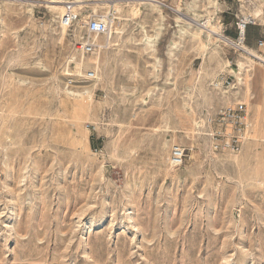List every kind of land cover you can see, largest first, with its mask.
I'll return each instance as SVG.
<instances>
[{
  "label": "rangeland",
  "instance_id": "1",
  "mask_svg": "<svg viewBox=\"0 0 264 264\" xmlns=\"http://www.w3.org/2000/svg\"><path fill=\"white\" fill-rule=\"evenodd\" d=\"M111 1L82 3L60 40L42 0H0V264H264V66L239 47L264 58V0ZM101 15L104 47L83 54ZM207 20L234 44L201 48L206 29L191 32ZM86 90L74 121L70 93ZM236 102L248 138L215 152L211 121ZM174 146L185 157L170 169Z\"/></svg>",
  "mask_w": 264,
  "mask_h": 264
},
{
  "label": "built area",
  "instance_id": "2",
  "mask_svg": "<svg viewBox=\"0 0 264 264\" xmlns=\"http://www.w3.org/2000/svg\"><path fill=\"white\" fill-rule=\"evenodd\" d=\"M73 0H65V12L62 16L63 24L70 27L78 19V14L72 11ZM111 19L105 17L104 20L97 17H90L84 23L83 29L85 38L79 43L78 49L83 54H91L95 51L96 45L91 41L94 34L104 33L111 25ZM250 21L239 19L236 23L237 40L244 42L245 31ZM258 46H264L263 40H258ZM83 77L92 80L96 78L95 72L87 69ZM248 108L244 102H236L232 106L225 108L216 114L211 121V129L208 132L210 147L218 153H236L239 152L249 135L250 122L248 117ZM185 157V149L174 146L170 153V161L174 166L180 165Z\"/></svg>",
  "mask_w": 264,
  "mask_h": 264
},
{
  "label": "bare ground",
  "instance_id": "3",
  "mask_svg": "<svg viewBox=\"0 0 264 264\" xmlns=\"http://www.w3.org/2000/svg\"><path fill=\"white\" fill-rule=\"evenodd\" d=\"M23 1H26V0H23ZM43 2H45V6L47 8H49L51 11H55L58 13V17L60 18L59 20V23H60V36L58 37L60 40H62L66 34V31H67V28L68 26L63 24L62 22V16L65 12V0H42ZM110 1V0H108ZM113 1V0H112ZM111 3H103L101 4V6H107V7H112L114 12H118L120 11V8H121V3L116 1V2H112ZM153 1H156V0H150V1H147V0H141V1H136V3H139V4H151ZM86 2V0H73V3L71 5V8H72V11L76 14H80V11L83 7H85L86 5H83L82 3ZM180 4V3H179ZM97 7H100L99 4H93L92 5V8L94 11H96V8ZM168 7V6H167ZM207 7V6H206ZM178 8V7H177ZM180 8V7H179ZM108 11V10H107ZM139 9H136L134 8L132 10V14L133 15H137L139 14ZM177 11V10H176ZM183 13V12H182ZM262 13L261 9H256L253 13H252V16L253 17H250L251 20H254L255 18L259 17L260 14ZM97 19H100V20H104L105 19V16L101 15L99 17H97ZM189 20V19H187ZM245 20L248 21V17H245ZM259 20V19H258ZM195 22V19L191 17V22ZM183 22L180 18L177 19V26L181 27L179 23ZM187 22V21H186ZM201 22V21H200ZM195 24V23H194ZM198 25V28H196V31L195 32H191V37L193 38H196L198 40H200V34L201 32H203V29H206L204 31L205 33V36L207 37V43H203L201 42L200 40V43H201V48L203 49H208V46L207 44L208 43H212V46L215 47L217 45H219V43H223V44H228V43H233L231 40H229L227 37H224L221 32L219 31V28L218 26H212L209 24L208 20L207 21H204L202 23H197ZM221 26V25H220ZM113 30V28L111 29V31ZM106 39H105V42L108 43V38L111 37L110 35V32H107L106 34ZM99 36V34H94L93 36V41L94 43H97L98 46L100 47H104L101 43H98L100 42L99 39H97ZM99 40V41H98ZM62 42V41H61ZM199 42V41H198ZM105 43V44H106ZM234 44V43H233ZM232 44V45H233ZM238 44V43H237ZM231 45V44H230ZM240 48H242L244 51L246 50L247 52L245 53H249L250 55H253L258 61H254L255 63H257L258 65L260 66H264V58L261 57L259 54L258 55H254V53H251L250 51H248V49L245 47L244 44H240L239 45ZM239 48V49H240ZM249 48V47H248ZM241 52V51H240ZM248 54V55H249ZM250 55H249V58H250ZM81 60V59H80ZM101 61V57H100V52H97L94 54V56L92 58H89V60L86 62L87 65H92V67L94 69H97L99 67V63ZM78 68L81 64H83V60L82 61H79L76 63ZM238 67L240 70H243L244 67H243V62H239L238 63ZM77 73V72H76ZM78 74V73H77ZM264 78V77H263ZM240 80H242L241 78H239ZM264 81V80H263ZM90 92L88 90L86 91H83V92H72L70 93V104L72 105V111H73V115L75 116V114L77 116H75V119L74 121H79L83 115H85L87 113V110L89 109V106L87 105V103L85 102L86 100L85 99H91V94H89ZM84 96L85 99H84ZM247 101H249V99H247ZM89 104V103H88ZM80 115V116H79ZM256 125L259 126V124L257 123ZM256 131L258 133V128H256ZM255 139H257V135H254L253 136ZM253 138V139H254ZM251 142H247L245 145H244V148L242 150V153L240 154V156L242 157V159H244V156L246 154H248L249 152V144ZM236 158L239 157L235 155ZM170 159V158H169ZM241 161V160H240ZM174 164L172 162L169 163V168L170 169H174Z\"/></svg>",
  "mask_w": 264,
  "mask_h": 264
}]
</instances>
